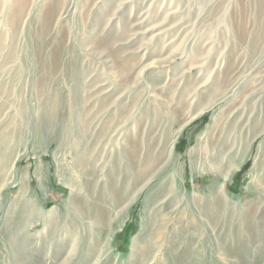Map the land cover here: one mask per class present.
<instances>
[{
	"label": "rangeland",
	"instance_id": "rangeland-1",
	"mask_svg": "<svg viewBox=\"0 0 264 264\" xmlns=\"http://www.w3.org/2000/svg\"><path fill=\"white\" fill-rule=\"evenodd\" d=\"M20 1L0 264H264V0Z\"/></svg>",
	"mask_w": 264,
	"mask_h": 264
},
{
	"label": "bare ground",
	"instance_id": "bare-ground-1",
	"mask_svg": "<svg viewBox=\"0 0 264 264\" xmlns=\"http://www.w3.org/2000/svg\"><path fill=\"white\" fill-rule=\"evenodd\" d=\"M60 1V0H59ZM16 2H17V4H22L21 3V1L20 0H16ZM55 2V1H54ZM57 2V1H56ZM58 4H59V2H57V3H55L53 6H51L48 10H47V13H46V17H45V23H46V25L48 26V27H52V26H54V24H60L61 22H63L64 20H65V18L67 17V15L69 14V10L66 8L65 10H64V8H61V7H59L58 6ZM16 5V4H15ZM14 6V5H13ZM14 8H17L16 6L14 7ZM19 8V7H18ZM17 8V9H18ZM25 8H26V5H25ZM24 8V9H25ZM22 9V8H21ZM20 9V10H21ZM23 9V10H24ZM25 12V11H24ZM15 13V12H14ZM26 13V12H25ZM23 14V13H22ZM19 15H20V13H17L16 15H14L13 17H12V21L13 22H15L16 20H17V18L19 17ZM23 16V15H22ZM11 17V16H10ZM21 18V17H20ZM22 18H24V17H22ZM11 21V22H12ZM17 22V21H16ZM9 25V24H8ZM45 25V26H46ZM104 49V48H103ZM115 58H116V56H114ZM118 58V57H117ZM120 58H118V60H119ZM116 60V59H115ZM126 61V60H125ZM128 61V60H127ZM115 62V61H114ZM116 63H120L119 61L117 62L116 61ZM125 63V62H124ZM128 64H130L129 62L128 63H126L125 65H123V63H122V67L121 68H119L116 72H118L120 75L122 74V75H125V74H128ZM119 67H120V64H119ZM133 68V67H132ZM116 70V69H115ZM132 70V69H131ZM136 71V70H135ZM136 73V72H135ZM133 74V73H132ZM131 74V75H132ZM135 76V75H134ZM121 78H123V76L121 77ZM106 90V89H105ZM105 90H102V91H105ZM208 104H210L211 105V103H208ZM208 109H210V107H209V105L208 106H205L204 108H202V111L199 113V115H201V114H203V112L205 111V110H208ZM195 115V114H194ZM198 115V114H197ZM196 115V116H197ZM195 117H193V118H191V119H189L188 121H186L185 122V124H183L179 129H178V131H177V133H176V135H174L173 136V139H172V144H171V149H174V146L178 143V141H179V139H180V137H181V134H182V132H183V130L186 128V126H188V124H189V122L190 121H192L193 119H194ZM195 120V119H194ZM3 136V135H2ZM5 137V136H4ZM1 139V138H0ZM3 139V138H2ZM4 140V139H3ZM2 140V141H3ZM2 147V146H1ZM1 150V149H0ZM135 150V149H134ZM2 151V150H1ZM5 154V153H4ZM12 154L10 153V156H11ZM6 156V155H5ZM13 158V157H12ZM12 158H10V159H12ZM9 159V160H10ZM8 160V161H9ZM14 162V161H13ZM244 161L243 160H241L240 162H238V164H236L235 166H234V169L237 171L238 169H240V167H241V164L243 163ZM10 165H13V163H11L10 161H9V163L7 162V160H6V158L4 157V155H3V157L1 156V159H0V184H2V182H5L6 183V181L4 180V172H5V170H7V168L9 169L8 170V172L11 170V168H12V166H10ZM10 166V167H9ZM231 167H233V164L231 165ZM230 167V168H231ZM149 168V167H148ZM228 169L227 170V172L225 173V175H224V179H223V182H226L227 180H230L231 179V177H232V170L233 169ZM8 172L6 173V178H7V174H8ZM1 186V185H0ZM3 186V185H2Z\"/></svg>",
	"mask_w": 264,
	"mask_h": 264
}]
</instances>
